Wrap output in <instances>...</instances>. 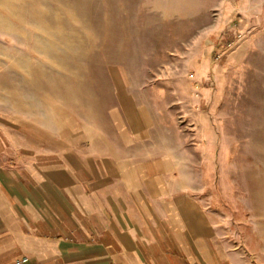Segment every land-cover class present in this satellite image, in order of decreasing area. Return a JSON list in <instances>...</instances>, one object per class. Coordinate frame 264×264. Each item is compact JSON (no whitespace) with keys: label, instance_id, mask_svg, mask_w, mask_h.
I'll return each mask as SVG.
<instances>
[{"label":"rangeland","instance_id":"374dc122","mask_svg":"<svg viewBox=\"0 0 264 264\" xmlns=\"http://www.w3.org/2000/svg\"><path fill=\"white\" fill-rule=\"evenodd\" d=\"M0 113L66 149L171 161L200 208L205 180L261 184L264 0H0Z\"/></svg>","mask_w":264,"mask_h":264},{"label":"crops","instance_id":"0c3cea01","mask_svg":"<svg viewBox=\"0 0 264 264\" xmlns=\"http://www.w3.org/2000/svg\"><path fill=\"white\" fill-rule=\"evenodd\" d=\"M33 125L0 113V264H264V179L205 180L200 208L171 161L66 149Z\"/></svg>","mask_w":264,"mask_h":264},{"label":"built area","instance_id":"2783aa9c","mask_svg":"<svg viewBox=\"0 0 264 264\" xmlns=\"http://www.w3.org/2000/svg\"><path fill=\"white\" fill-rule=\"evenodd\" d=\"M237 1H242V0H237ZM27 260L24 258V259H21L20 261L17 262V264H23L25 263Z\"/></svg>","mask_w":264,"mask_h":264}]
</instances>
